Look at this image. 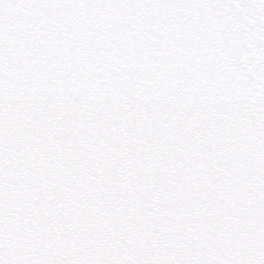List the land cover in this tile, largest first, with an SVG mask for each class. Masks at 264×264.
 Listing matches in <instances>:
<instances>
[{
	"label": "snow or ice",
	"instance_id": "1",
	"mask_svg": "<svg viewBox=\"0 0 264 264\" xmlns=\"http://www.w3.org/2000/svg\"><path fill=\"white\" fill-rule=\"evenodd\" d=\"M0 264H264V0H0Z\"/></svg>",
	"mask_w": 264,
	"mask_h": 264
}]
</instances>
